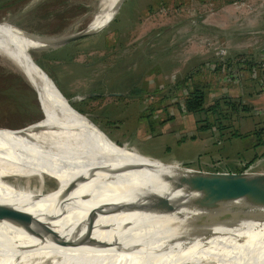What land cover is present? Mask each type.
Wrapping results in <instances>:
<instances>
[{"label":"rangeland","instance_id":"obj_1","mask_svg":"<svg viewBox=\"0 0 264 264\" xmlns=\"http://www.w3.org/2000/svg\"><path fill=\"white\" fill-rule=\"evenodd\" d=\"M97 4L0 0V20L38 36L71 35L85 29ZM30 56L126 153L189 166L204 177L210 173L201 170L264 169L251 159L252 145L264 140V0H124L100 31ZM9 63L0 58V130L44 143L57 128L42 105L43 115L36 90ZM230 75L242 80L239 89L233 78L225 80ZM183 78L186 84L177 86ZM195 86L206 92L205 108L221 101L220 117L208 114L214 124L207 129H198L206 123L203 113L185 109ZM252 86L263 93L259 100ZM8 181L30 191L57 189L46 175Z\"/></svg>","mask_w":264,"mask_h":264},{"label":"bare ground","instance_id":"obj_2","mask_svg":"<svg viewBox=\"0 0 264 264\" xmlns=\"http://www.w3.org/2000/svg\"><path fill=\"white\" fill-rule=\"evenodd\" d=\"M123 1L98 0L83 32L105 28ZM28 32L0 20V58L37 91L57 130L37 144L0 130V264H264L262 201L240 206L192 242L156 255L124 253L145 235L166 236L162 231L173 215L221 178L143 160L109 141L68 108L29 55L59 46L69 35ZM43 175L53 178L57 189L30 191L8 181ZM178 175L189 177L180 188ZM165 209L169 215H163Z\"/></svg>","mask_w":264,"mask_h":264},{"label":"water","instance_id":"obj_3","mask_svg":"<svg viewBox=\"0 0 264 264\" xmlns=\"http://www.w3.org/2000/svg\"><path fill=\"white\" fill-rule=\"evenodd\" d=\"M82 36H86L83 30L65 37L63 41L61 40L56 45L60 46L66 44ZM34 64L44 73L46 79L52 83L54 90H56L57 94L65 101L68 108L73 110L78 115L86 118L89 123L94 125V127H96L97 130L109 141H113L87 116L74 109L68 102L67 98L56 87L51 77H49L39 65L35 62ZM39 98V94L37 93V99L43 113V107ZM113 143L119 146L116 142L113 141ZM179 166L182 169L190 168L189 166ZM201 171L212 175L224 174L227 177L200 191L197 196H195V198H193L191 202L185 206L184 209L173 215V220L168 226V229L162 231V235L167 234L166 236L158 238L153 237V233H150L147 236L145 235L134 243H131L124 253L132 255L141 253L156 255L159 253V250L163 248L176 244L192 242L211 228L222 224L225 220L229 219L236 213L240 206L260 201L264 202V172ZM178 176L176 186L180 188L189 181V177L188 175ZM169 211V209H165L163 215H169Z\"/></svg>","mask_w":264,"mask_h":264},{"label":"trees","instance_id":"obj_4","mask_svg":"<svg viewBox=\"0 0 264 264\" xmlns=\"http://www.w3.org/2000/svg\"><path fill=\"white\" fill-rule=\"evenodd\" d=\"M35 63L37 65H39L40 67H42V64H40L39 61H35ZM204 64V63H203ZM49 75V74H48ZM50 76V75H49ZM52 77V76H50ZM186 78H183L181 81H179V83H176L177 86L181 85V84H186L185 81ZM58 89L61 91V93L69 99V97L63 93V91L58 87ZM138 92H140V94L144 93V90H139ZM205 91L201 88V87H197L195 86L194 89H192L191 91V95L192 97H189L186 99V101L184 102L185 105V109L187 112L192 113V114H196V113H203L205 115L204 120L206 121V123L204 125H202L201 127H199L198 129H207L209 128L211 125H213L214 123H210L209 122V117L208 114L210 115H217L218 117H220V110L219 107L221 106L220 103L221 101H215V103L208 107L205 108L204 105V100H205ZM228 100V99H227ZM68 102L70 103V105L76 109L78 112H80L81 114H87L86 111H84L81 107H79L77 104L73 103L72 101L68 100ZM224 102V101H223ZM216 123H219V120H216Z\"/></svg>","mask_w":264,"mask_h":264},{"label":"crops","instance_id":"obj_5","mask_svg":"<svg viewBox=\"0 0 264 264\" xmlns=\"http://www.w3.org/2000/svg\"><path fill=\"white\" fill-rule=\"evenodd\" d=\"M235 88L236 89H239L240 86H238V87L236 86ZM235 88H232L230 90L229 94H231V96H232V94H235ZM256 91H257V89L255 90L253 88V86H252V91H251L250 94L252 95V97H256L259 100L260 97H257V96H261V94L263 95V93H257V94H255ZM237 95H239V94L237 93ZM253 99H255V98H253ZM260 134H261V132H260ZM252 146L254 147V149L252 151V155H251L252 158L251 159H254L255 158L256 163H258L257 164V167L260 166V165H264V149H263V147H264V140L263 139H258V140H256L255 144H253ZM262 150H263V152H262ZM228 160H229L228 163H234L236 161L235 159L234 160L228 159ZM252 169H253V172L254 173L264 172V169H262V170L261 169L260 170H258V169L255 170L254 168H252Z\"/></svg>","mask_w":264,"mask_h":264},{"label":"built area","instance_id":"obj_6","mask_svg":"<svg viewBox=\"0 0 264 264\" xmlns=\"http://www.w3.org/2000/svg\"><path fill=\"white\" fill-rule=\"evenodd\" d=\"M209 45V44H208ZM217 54L221 57V58H223V57H225V54H226V50L224 49V48H220L218 51H217ZM264 64V63H263ZM205 66L207 67V68H209V69H214L213 67H211L212 65H210L209 63H206L205 64ZM255 74V73H254ZM256 76V75H255ZM233 78V81H234V83H235V85H237V86H240L241 85V82H242V80L237 76V77H233L232 75H230V76H226L225 78V80L226 81H229L230 80V78ZM253 78H254V76H253ZM235 79V80H234ZM263 81L262 82H264V79H262ZM261 82V83H262Z\"/></svg>","mask_w":264,"mask_h":264}]
</instances>
